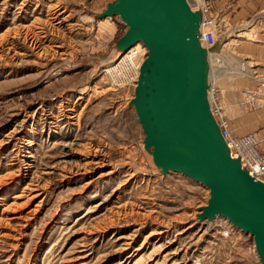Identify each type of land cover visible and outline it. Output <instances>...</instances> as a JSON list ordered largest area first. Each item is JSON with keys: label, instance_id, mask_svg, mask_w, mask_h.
I'll use <instances>...</instances> for the list:
<instances>
[{"label": "rangeland", "instance_id": "obj_1", "mask_svg": "<svg viewBox=\"0 0 264 264\" xmlns=\"http://www.w3.org/2000/svg\"><path fill=\"white\" fill-rule=\"evenodd\" d=\"M112 1L0 0V264H261L251 235L197 218L204 185L144 148L115 46L127 27L98 17ZM206 1L231 64L220 85L254 110L264 0ZM262 129L230 127L260 152Z\"/></svg>", "mask_w": 264, "mask_h": 264}, {"label": "water", "instance_id": "obj_2", "mask_svg": "<svg viewBox=\"0 0 264 264\" xmlns=\"http://www.w3.org/2000/svg\"><path fill=\"white\" fill-rule=\"evenodd\" d=\"M112 16L127 27L115 42L120 55L137 42L147 49L130 105L153 163L162 174L179 172L204 185L209 198L197 218L222 216L251 235L264 264V182L231 157L211 113L201 12L187 0H113L98 14Z\"/></svg>", "mask_w": 264, "mask_h": 264}, {"label": "built area", "instance_id": "obj_3", "mask_svg": "<svg viewBox=\"0 0 264 264\" xmlns=\"http://www.w3.org/2000/svg\"><path fill=\"white\" fill-rule=\"evenodd\" d=\"M187 2L192 10H198L201 12L202 20L199 24V41L201 45L207 49L212 48L219 42L217 38L218 33L220 32V26L217 22L218 20L212 15L206 0H187ZM141 45L144 46L142 42ZM143 48H145V50L142 51H144V55H146L147 49L145 46ZM124 69L126 70L127 67ZM247 95H250V93L248 92ZM252 97L253 96L249 97V101L253 100ZM208 100L211 113L218 124L220 133L229 149L231 157L239 158L241 167L247 170L250 176L256 180L264 182V151L260 152L256 149V137L252 134L243 138H238L232 135L229 124L230 121L225 111L226 109L221 103L220 98L217 96L216 88L213 84H210V82L208 88ZM221 218L222 219L220 220L223 221V226L225 228L224 232L226 235L232 230V228L236 229L226 218Z\"/></svg>", "mask_w": 264, "mask_h": 264}, {"label": "crops", "instance_id": "obj_4", "mask_svg": "<svg viewBox=\"0 0 264 264\" xmlns=\"http://www.w3.org/2000/svg\"><path fill=\"white\" fill-rule=\"evenodd\" d=\"M252 56L250 57L253 62L260 63L263 66L259 67L257 70H255V74H257L255 84H258L259 81H262L264 77V34L261 36L260 40L257 41L256 44H254L253 50H252ZM210 74H209V82L210 84H213V86L217 90V96L220 98L221 103L224 105L225 108H228V111L230 112L232 117H237L238 114L241 112V107L238 105L237 101H242L243 94L241 95L238 90L231 89L230 91L226 89H222V85H220L219 79H220V70H223L224 68L228 69L227 66H231L230 62L227 61L224 55H222L219 51L217 54H210ZM214 67V69H213ZM237 70L241 74H248L246 71V65H240ZM259 70V71H258ZM250 86V85H248ZM247 86V87H248ZM251 88H254L253 85L250 86ZM256 89V95L258 98H254V100H258L259 104L256 105L257 108L254 110H247L251 109L249 105L245 108V113H240V115L229 122L230 127L233 129L234 134L242 135L243 132H240L238 130L240 127L243 128H261L264 127V91L262 88H254ZM224 91H228L226 94L223 93ZM242 98V99H241ZM246 105V104H244ZM237 129V130H236ZM259 134L262 138H264V129L260 130ZM261 146H264V141L262 142Z\"/></svg>", "mask_w": 264, "mask_h": 264}, {"label": "bare ground", "instance_id": "obj_5", "mask_svg": "<svg viewBox=\"0 0 264 264\" xmlns=\"http://www.w3.org/2000/svg\"><path fill=\"white\" fill-rule=\"evenodd\" d=\"M109 18V17H105L104 19ZM7 33V32H6ZM27 33V32H26ZM25 33V34H26ZM24 34V35H25ZM28 36V35H27ZM34 36V35H33ZM25 38V37H24ZM28 38V37H27ZM42 38V37H41ZM35 38L31 41L35 42ZM138 44V45H137ZM137 45V46H135ZM38 46V45H37ZM42 46V45H41ZM135 46V47H134ZM44 47V46H43ZM43 47L41 48V50H43ZM133 47V48H132ZM144 46L141 45V42H137L136 44H134L133 46H131L127 51H125L124 53H122L120 56L124 55V64L122 69L120 70V72L122 71L125 77V80H128L131 82L132 86L135 88L136 86V82L138 79V75H139V70H140V66L145 58L146 55H144V51L145 48H143ZM34 48V47H33ZM40 49V48H39ZM219 53V50L217 49H209L208 50V62H209V74H210V54H217ZM39 54V53H38ZM127 69L125 70L124 68ZM119 72V73H120ZM131 73V75H130ZM118 74V73H117ZM117 74H113L111 76L115 77ZM122 76H120L121 78ZM127 81V82H128ZM83 90V89H82ZM210 96V95H209ZM77 172V171H76ZM235 227V226H234ZM236 228V227H235ZM237 229V228H236ZM240 230V229H238Z\"/></svg>", "mask_w": 264, "mask_h": 264}]
</instances>
